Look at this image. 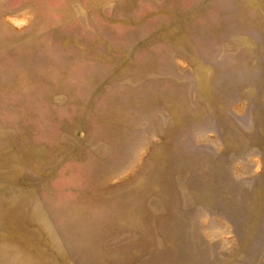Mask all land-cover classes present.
Instances as JSON below:
<instances>
[{"label":"rangeland","instance_id":"1","mask_svg":"<svg viewBox=\"0 0 264 264\" xmlns=\"http://www.w3.org/2000/svg\"><path fill=\"white\" fill-rule=\"evenodd\" d=\"M0 264H264V0H0Z\"/></svg>","mask_w":264,"mask_h":264}]
</instances>
